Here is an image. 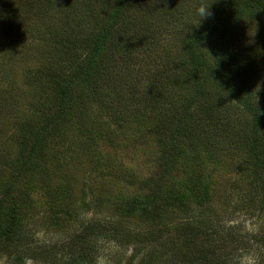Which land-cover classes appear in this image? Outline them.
I'll list each match as a JSON object with an SVG mask.
<instances>
[{"label": "trees", "instance_id": "trees-1", "mask_svg": "<svg viewBox=\"0 0 264 264\" xmlns=\"http://www.w3.org/2000/svg\"><path fill=\"white\" fill-rule=\"evenodd\" d=\"M20 2L19 12L29 17L47 7L48 25L36 35H32L31 41L38 42L40 48L48 46L53 50L54 60L58 62L65 60L67 64L65 69H69V73L61 77L58 73L48 76L49 81L44 84L43 89L54 90L53 109L36 125L20 126L22 134L25 135L24 141L20 143L21 156L15 164L11 161L3 168L16 171L3 190L0 187V256L10 255L18 262L25 260V251L20 252L18 249L20 246L24 248L25 243L30 240L27 238L21 241L22 232H19L20 236L17 234L19 225H14L13 217L8 218L9 212L5 206L7 203L16 204L11 195L27 173L40 172L45 168L44 179L50 173L63 177L64 166L76 163L78 171L83 168L89 172V182L96 174V170L106 168L104 162L101 163L97 158L102 153V148H99L101 143L111 144L110 148H118V140L122 135L137 131L145 137L153 135L158 140L162 139L164 143V154L160 155L159 165L163 174L158 181V194L147 200L146 208H140L145 201L137 199L119 197L115 201L97 197L91 201L95 203L96 212L105 211L106 207L113 211V215L118 217L120 223H123V217L135 216L134 213H137L138 217L141 211L140 215L146 220L158 221L177 210L185 214L187 219L180 222V233L173 240V245L179 247H174L175 251L172 253L175 261L179 260L181 264L218 262L233 264L230 260L236 254L231 253L225 243V240L232 241L224 237L222 241H216L207 232L211 227L208 211L197 212L210 202L211 189L209 182L203 178L199 150L203 143L201 140H207L214 134L218 136L220 134L222 139L216 138L212 144L203 146L202 150L209 156L213 157L211 149L219 148L218 145L224 141L229 144L228 146L237 145L239 150L236 148L235 150L247 159L244 165L245 177L260 194V213L264 214V93L262 92V102L259 103L255 98L256 86L249 84L252 80L248 72L250 56L246 54L247 47L244 43L249 31L252 32V34L249 32L252 41L264 33V0H20ZM209 6L211 16L199 22L198 9ZM0 7L2 10L9 8L10 0H0ZM4 17L0 15V26L6 23ZM186 21L192 22V26L182 30ZM4 28L0 30V41L11 43L12 38L16 36L9 32L12 26L7 24ZM168 35H172V40H175L168 44L171 52L165 64L170 66L172 61L175 66L172 74L181 72L185 78L183 91L174 83L164 84L160 78L150 74L144 78L141 76V79L137 78L135 83L137 86H133L132 84L136 82L133 76L135 72L131 71H136L139 67L138 61L128 63L126 70L121 73L114 71L125 44L135 42L136 47L132 50L136 49V52L143 50L145 55H156L161 40ZM261 40V43L259 40L261 45H257V48L264 51V40ZM208 45H211V57L208 56L206 48ZM128 54L125 55V60ZM139 60L141 63V59ZM210 60L214 61L213 65ZM57 67L60 68L61 63ZM209 71H214V78H207ZM123 75H127V78H123ZM216 94L225 99L220 105L213 103V95ZM225 103H234L241 107L247 113L246 120L238 123V118L227 122L218 119L220 115L218 106ZM87 105L98 109L95 112L97 121H92V124L89 122L92 119L89 116L90 111L84 110ZM213 108L215 112L211 115L210 111ZM229 117L230 115L225 119ZM72 126L74 128L80 126L78 138H82L84 144L82 150L86 154L78 158L85 160L84 162L78 160L76 153L75 156H71L76 149L80 150L78 146L69 148L66 141L54 144L57 139L63 140L60 136L66 135L69 129L72 130ZM112 126L116 127L112 132H117L118 137H112L110 133ZM204 126L207 127L205 131L202 129ZM78 138L76 143L79 142ZM49 145H54L57 149L55 154H52L53 159L47 158L46 155L44 160L43 150ZM185 147H189V150L187 151ZM181 154L192 161L188 167L197 165L200 170H189L181 184L183 190L170 191L164 197L161 182L166 177H171L173 171L177 170L174 167L180 162ZM168 173L169 176H166ZM90 185H84V188H89L88 194L91 196L93 192ZM45 186H49V182H46ZM255 201L254 199V204ZM106 202L109 203L108 206H105ZM50 214V220L55 225L61 224V216H66L69 220L77 217L71 210L61 211L56 208H52ZM138 220L141 219L138 217ZM99 227L100 224L97 229ZM97 229L94 228V233ZM84 237L77 236L70 243L82 242L83 248L86 244L82 241ZM254 240L257 250L264 253V237L260 239L255 237ZM182 243H188L189 247L193 246L190 254L180 250ZM84 248L88 252L92 250L88 245ZM136 252L139 253L140 250L135 251L130 264L134 263ZM223 252L230 254V260L224 258ZM149 253L151 254L150 251L146 254ZM35 254L33 257L28 256L30 260H36ZM165 255L168 256V253ZM164 258V255L159 257L161 261ZM140 264L151 263L149 261L143 263L142 258Z\"/></svg>", "mask_w": 264, "mask_h": 264}, {"label": "rangeland", "instance_id": "rangeland-1", "mask_svg": "<svg viewBox=\"0 0 264 264\" xmlns=\"http://www.w3.org/2000/svg\"><path fill=\"white\" fill-rule=\"evenodd\" d=\"M20 3V0H10L9 8L2 10L0 7V15L2 14V18L5 16L6 21L0 26V30H4L5 25L8 24L12 26L9 32L16 35L11 40L14 44L0 41V185H2L0 187L2 190L16 171L3 168L11 161L15 164L21 156L20 143L24 141L25 135L22 134L20 126L36 125L53 109L52 93L54 90L43 89L44 84L49 81L48 76L58 73L61 77L69 73V69H65L67 66L65 60L60 62L54 60L53 50L48 46L40 48L38 42L32 43L31 41L32 35H36L38 31L45 28V25H48L46 22L47 7L29 17L19 12ZM191 26L192 22L186 21L183 23L182 30ZM249 32L248 38L244 40L247 47L246 54L250 56L248 62L250 71L248 72L252 80L249 84L256 86L255 98L261 103L262 92L264 93V51L257 48V45H261V39L264 40V33L252 41L250 39L252 32L251 34ZM172 38V35L163 37L156 55H145L143 50L138 52L136 49L132 50L136 47L135 42L125 44L114 71L121 73L126 70L128 63L138 61L139 67L136 71H131L135 72L133 76L136 82L132 84L133 86H137L135 83L139 78L141 79V76L144 78L150 74L160 78L164 84L174 83L183 91L185 78L180 74L181 72L172 74V71H175L172 61L170 66L165 64L171 52L168 44L175 40ZM206 48L208 56L211 57V45ZM127 53L129 54L125 60ZM210 61L213 65L214 61ZM60 63L59 68L57 66ZM126 76L123 75V78H127ZM207 78H214V71H209ZM213 98L214 105H220V102L225 100L218 94L213 95ZM218 107L220 108L218 119L222 122L238 118L237 122L240 123L248 117L247 113L234 103H225ZM95 108L88 105L84 108L91 113L89 115L92 118L89 121L91 124L92 121H97L95 112L98 109ZM214 112L215 108L210 111L211 115ZM228 115L230 117L225 119ZM98 119H100L99 116ZM206 125L208 127V123ZM207 127L204 126L202 129L205 131ZM111 129L112 137H118L117 132H112L116 127L112 126ZM79 136L80 126L75 128L72 126V130L69 129L66 135L60 136L63 140L57 139L54 144L66 141L69 148L73 149L78 146L80 150L76 149L71 156H75L76 153L77 158H82L86 153L82 150L84 144L82 138H78ZM77 138L78 143H76ZM216 138L222 139V136L214 134L207 140H201L203 143L200 145L199 161L203 164V178L209 182L211 189L209 191L210 202L197 212L208 211L211 227L207 229V232L216 241H222L223 237L232 241L225 240V243L229 251L236 256L230 260V254L223 252L224 258H228L227 261L241 264L240 257L250 255L255 258V264H264V253L257 250L254 240L255 237L259 239L264 237V214L260 213V194L253 188L252 182L245 177L244 165L247 159L237 151L239 150L237 145L228 146L226 141L219 144V148L211 149L213 157L206 154L202 150L203 146L212 144ZM110 147L111 144L107 143H101L99 146L102 148V153L97 158L101 163L104 162L106 168L96 170V174L89 182V172L83 168L78 171L76 163L64 166L63 177L50 173L44 179L45 168L40 172L31 171L23 177L17 190L11 195L16 204L7 203L5 209L9 212L8 218L15 219L14 225H19L17 234L22 232L21 241L27 238L30 240L25 243L24 248L20 246L18 249L20 252L25 251L27 257L25 256V260L18 262L13 256H0V264H130L131 257L138 250L140 252H136L137 256L133 264H140L142 258L143 263L149 261L151 264H181L179 260L175 261L176 258L172 254L175 251L174 247L179 248L173 245V240L180 233V222L187 219L185 214L174 210L166 218L148 221L140 215L141 211L138 214L141 220H138L137 213H134L135 216L126 217L124 215L123 223H120L112 210L104 207L105 211L96 212L95 203L91 202L97 197H106L115 201L120 197L145 201L140 208H146L147 200H151L159 192L158 181L163 174L159 168L160 155L164 154L162 139L158 140L153 135L145 137L136 131L122 135L118 140V148ZM56 149L54 145L44 148V160H46V155L47 158L53 159L52 154H55ZM185 149L188 151L189 147ZM81 158L78 160L84 162L85 160ZM179 159L180 162L174 167L177 170L173 171L171 177H166L161 182L164 197L170 191L183 190L181 184L186 179L189 170H200L197 165L188 167L192 161L183 154ZM46 182H49L47 187ZM87 184H91L89 186L93 192L91 196L88 194L89 188H84ZM109 199L106 200L109 201ZM108 205L109 203L106 202L105 206ZM50 208L61 211L71 210L77 217L69 220L66 216H61V224L55 225L50 220ZM99 224L100 227L97 229ZM91 226L92 230L89 231ZM94 228L97 229L95 233ZM77 236H85L82 239L86 243L84 247L88 245L92 247V250L89 252L87 249L84 250L85 248L81 246L82 242L70 243ZM210 239L213 242L211 237ZM194 241L196 242L195 239ZM192 247V245L189 247L188 243H182L180 250L190 254ZM149 251L151 254H146ZM242 252L244 253L239 255ZM34 253H36L34 256L36 260H30L28 256L33 257ZM166 253L168 256L165 255ZM163 255L165 258L161 261L159 257ZM46 260L50 262L47 263ZM218 264L222 263L218 262Z\"/></svg>", "mask_w": 264, "mask_h": 264}, {"label": "clouds", "instance_id": "clouds-1", "mask_svg": "<svg viewBox=\"0 0 264 264\" xmlns=\"http://www.w3.org/2000/svg\"><path fill=\"white\" fill-rule=\"evenodd\" d=\"M210 6L209 7H201L200 9H198V14L200 16V20H203V19H206L208 17L211 16V12L209 10ZM240 261H241V264H255V258L250 256V255H243L240 257Z\"/></svg>", "mask_w": 264, "mask_h": 264}]
</instances>
